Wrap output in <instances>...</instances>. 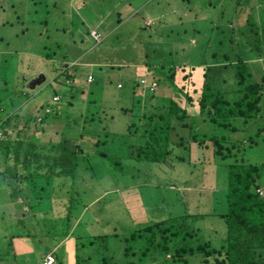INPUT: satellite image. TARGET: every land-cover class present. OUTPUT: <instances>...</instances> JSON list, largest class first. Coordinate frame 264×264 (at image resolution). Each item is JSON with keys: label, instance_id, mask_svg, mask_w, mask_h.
<instances>
[{"label": "rangeland", "instance_id": "rangeland-1", "mask_svg": "<svg viewBox=\"0 0 264 264\" xmlns=\"http://www.w3.org/2000/svg\"><path fill=\"white\" fill-rule=\"evenodd\" d=\"M94 30L101 41L91 35ZM239 58L247 61L255 81L263 84L264 0H0V101L12 115L5 132L0 128V137L10 141L9 151L19 142L24 150L32 140L38 145L63 137L79 141L82 134L94 141L96 126L85 121L90 116L85 117L87 108L100 118L101 127H108L109 137L114 136L90 149L87 141L82 142L86 151L71 169L76 174L72 187L74 179L65 171L50 183L35 175L30 194L25 191L28 182L19 183L21 192L15 183L10 191L2 173L6 162L0 155V264H39L40 257L59 242L55 254L62 264L70 263L67 255L72 245L75 264H100L104 259L111 264L204 262L200 253L186 262L171 260L160 246L149 248L145 239L135 241L133 234L188 213L187 224L196 228L200 241L219 248L227 235L225 220L216 215L227 210L226 161L199 162L189 168L185 163L174 166L169 161L129 158L118 146V134L122 124L135 116L129 110L122 113L119 96H126L134 81L144 76L138 71L140 64H148L150 75L162 85L167 77L157 69L161 63L164 70L183 65L195 72L201 63H232ZM88 75L93 82H88ZM225 76L228 82L223 86L233 97L232 73L226 71ZM193 86L188 87L189 95L198 101L200 92ZM164 89L172 93L170 85ZM56 96L60 98L55 100ZM142 101L151 105L145 104L142 112L161 111L147 95ZM134 105L138 110L139 105ZM260 105L255 119L246 124L234 120L240 128L237 132L204 120L195 111L198 103L188 108L196 118L193 126L208 135H226V145L235 154L232 158L260 164L264 175V130L255 135L264 127V91ZM48 108L46 122L38 124ZM186 131L181 135L187 136ZM24 195H30L24 205L31 208L27 216L37 221L36 235L30 234L28 220L26 226L20 213L15 214ZM29 237L26 250L16 249L17 242ZM206 264L232 263L210 257Z\"/></svg>", "mask_w": 264, "mask_h": 264}, {"label": "trees", "instance_id": "trees-1", "mask_svg": "<svg viewBox=\"0 0 264 264\" xmlns=\"http://www.w3.org/2000/svg\"><path fill=\"white\" fill-rule=\"evenodd\" d=\"M213 55L216 57L217 53L214 52ZM223 56L228 58L227 53H224ZM211 63H207V66L206 63L199 64L204 65L202 67L201 90L195 88L197 84L194 77L197 70L189 71L183 65H171L164 70L162 63L159 66L156 65L157 69L159 68V71L167 77L162 86L159 84L158 77L151 76V70L147 68L144 76L138 82L134 81L132 89L126 94L132 98L131 104L120 108L123 114L129 110L135 117L128 126H124L119 132L118 135L121 137L118 146L127 154L126 156L137 161L159 163L169 161L174 166L178 163H185L189 168L196 166L199 162L226 161L228 166L227 191L225 193L227 210L216 213L225 220L227 225L225 242L217 248L209 242L200 241L196 228H191L187 224L190 216L188 213L171 216L144 226L137 231L138 233L133 234V237L135 241L145 239L144 245L149 248L150 246H160L166 255H169V258L174 261L186 262L192 255L200 253L205 256L204 262L200 264H206L210 257L218 262L232 264H264V197L258 191L259 189L264 191V175L261 165L246 163L243 158H232L234 154L231 152L232 146L226 145L228 137L224 134L212 133L208 135L201 132L196 126H193L192 121H195L196 118L189 114L185 105L187 102L191 104L193 102L189 95L190 85L193 84V88L200 91L197 101L199 115L218 127L230 132H237L240 128L234 123L236 118L242 119L246 124L261 112L260 103L264 83L255 81L247 61L242 58L232 63ZM226 71L232 73L233 83L235 82L233 97H229L228 90L223 86L228 82L225 76ZM143 79L148 82L155 80L157 82L156 89L150 91L146 88L141 82ZM166 84L171 86L173 93L176 92L174 98L166 95L164 89ZM117 87L121 89L123 85L118 83ZM146 94L151 101H157L156 106L161 109L160 112L148 114V112L139 110L143 109L142 98ZM11 101L14 103L13 100ZM182 101L184 105L180 103ZM135 103L139 105L138 110H134ZM145 104L150 105V101ZM48 112L51 111L46 110L43 116H39L38 124L46 122V118L50 115ZM86 112L85 117L89 114L90 116L85 121L92 122L91 124L96 126L95 133L92 134L95 137L94 141L91 136L86 138V134H82L79 141L63 137L38 145L36 140H32L24 150H20V142L17 143L11 152V150L9 151L10 141L6 136L0 137L1 159L4 158V162L8 164L4 163L5 168L2 173L5 174L4 177L10 191L17 186L18 192H21L19 183L26 184L28 182L25 191L28 189L31 192L35 183L33 180L35 175L46 179L47 183L61 178L60 176L65 171H69L68 174H71L72 180L76 178V174L71 169L78 166L79 155L86 151L82 142L87 141L86 145L90 149L91 146L95 147L100 143L112 140L107 132L108 127H101L100 118H96V114L90 112V108H87ZM0 115V128H3L5 132L4 125L10 122L12 115L4 110L1 101ZM34 120L33 116L32 121ZM39 129L38 127L37 130ZM183 129L188 130L186 131L189 132L187 136L181 135ZM101 130H104V135H102L104 139L100 141ZM263 130L264 127L260 128L255 135H260ZM173 131L178 139L172 140ZM249 139L251 143L252 138L249 137ZM11 154L13 163L9 164L8 160L11 158ZM0 166L2 165L0 164ZM75 180L72 181L71 187L75 184ZM14 183L15 186H12ZM195 216L204 217V214ZM145 235H149V237L146 238ZM92 244L94 243L89 242L88 245L93 246ZM100 264H111V262L104 259Z\"/></svg>", "mask_w": 264, "mask_h": 264}, {"label": "crops", "instance_id": "crops-1", "mask_svg": "<svg viewBox=\"0 0 264 264\" xmlns=\"http://www.w3.org/2000/svg\"><path fill=\"white\" fill-rule=\"evenodd\" d=\"M199 68H198V70H197V72L195 73V77H194V79H195V81H196V88H198L199 90H201V84H202V65H199L198 66ZM139 68H140V70H138L139 72L141 71V72H143V74H145L146 72V69L147 68H150L149 66H148V64L147 65H143V66H141V64L139 65ZM89 76V75H88ZM200 85V86H199ZM200 92V91H199ZM176 92H172L171 94H168L167 92H166V95H168V96H170V97H172L173 96V98H174V94H175ZM147 95V94H146ZM128 96H130V95H128ZM128 96H119L120 97V99L122 100V105H123V107L124 106H128V104H131V102H132V98L130 97V98H128ZM177 98V97H176ZM179 100V99H178ZM125 103H128V104H125ZM146 103V102H145ZM145 103H144V101H142V107L144 108L145 107ZM180 103H182L183 105H184V102L182 101V102H180ZM194 103H197V101H195V100H193V102H192V104L191 103H186L185 105H186V108H187V110H188V112H189V108L188 107H190V106H193L194 105ZM120 104H118V107L120 108ZM117 109V108H116ZM139 110H143V109H139ZM196 112H198L199 113V111L196 109L195 110ZM129 125V121L128 122H126L125 124L123 123L122 124V126L124 127V126H128ZM116 126V125H115ZM121 126V127H122ZM116 127H118V126H116ZM122 127V128H123ZM122 128H121V130H122ZM117 132H118V130H117ZM113 135H115V134H113ZM114 136H112L111 135V138H113ZM28 190V189H27ZM28 194H30L31 192L28 190ZM20 198H21V204H23L21 207L19 206V207H17V208H15V214H16V216H20V217H22L23 218V220H24V223H25V225L26 226H28L29 224H28V222L30 223V228H31V230H32V233H30V234H32V235H36V230H38V226H36L37 225V221L34 219V217L33 216H27V215H29V209L28 208H30L28 205H27V207H25L26 205H24V203L25 202H28V200L30 199V195H24V196H20ZM26 200V201H25ZM16 206H18V205H20V204H18L17 203V201H14L13 202ZM31 209V208H30ZM19 213H20V215H19ZM27 220H28V222H27ZM31 220H33V221H31ZM30 237L26 240V241H20V242H17L16 244H15V247H16V249H18L19 251H20V249H21V252L23 251L22 249H24L25 248V250H26V248L27 247H29L31 244H30ZM60 243L61 242H59V243H57L56 245H55V247L53 248V249H50L47 253H45L44 255H42L41 257H40V259H39V261H38V263L39 264H43V262H44V260H45V258H46V256L48 255V254H53L54 256H55V258H56V260H57V264H62V261L60 260V258L59 257H57L56 256V254H55V250H57L58 248H59V245H60ZM70 245V244H69ZM68 245V246H69ZM67 253H68V249H67ZM67 255V254H66ZM74 255H75V249H74V246L72 245V253H69L67 256L68 257H70L69 259H70V263L69 264H75V257H74ZM71 257L73 258L74 257V261H72V259H71Z\"/></svg>", "mask_w": 264, "mask_h": 264}, {"label": "built area", "instance_id": "built-area-1", "mask_svg": "<svg viewBox=\"0 0 264 264\" xmlns=\"http://www.w3.org/2000/svg\"><path fill=\"white\" fill-rule=\"evenodd\" d=\"M91 35L93 36V38H94L97 42L101 41V39H102L101 36H100V34H99L96 30H94V31L92 32ZM93 81H94L93 76H92V75H89V76H88V82H93ZM141 82H142L143 85H144L146 88H148L150 91H154V90L156 89V87H157V82H156L155 80L152 81V82H148V81H146L145 79H143V80H141ZM59 98H60V96H56L54 99H55V100H58ZM47 111H49V108L47 109ZM258 191H259V193H260L261 195H263V197H264V191L261 190V189H259ZM43 264H57V260H56V258H55V256H54L53 254H48V255L46 256V258H45Z\"/></svg>", "mask_w": 264, "mask_h": 264}]
</instances>
